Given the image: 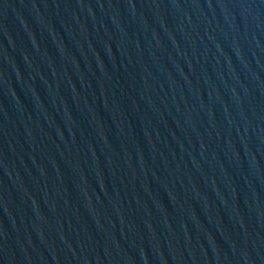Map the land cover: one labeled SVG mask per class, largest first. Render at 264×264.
Instances as JSON below:
<instances>
[{
  "label": "water",
  "instance_id": "95a60500",
  "mask_svg": "<svg viewBox=\"0 0 264 264\" xmlns=\"http://www.w3.org/2000/svg\"><path fill=\"white\" fill-rule=\"evenodd\" d=\"M0 264H264V0H0Z\"/></svg>",
  "mask_w": 264,
  "mask_h": 264
}]
</instances>
